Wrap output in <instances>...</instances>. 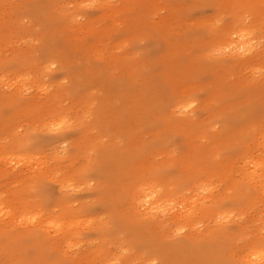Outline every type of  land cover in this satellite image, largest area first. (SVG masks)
<instances>
[{
    "label": "bare ground",
    "instance_id": "1",
    "mask_svg": "<svg viewBox=\"0 0 264 264\" xmlns=\"http://www.w3.org/2000/svg\"><path fill=\"white\" fill-rule=\"evenodd\" d=\"M20 1L0 14V181L20 183L7 197L22 215L0 208V264H264V0L172 5L142 27L172 3L117 20L129 0L102 2L74 26L55 0ZM242 10L250 24L223 20ZM25 35L36 42L14 45ZM111 38L141 58L109 77ZM57 166L86 193L63 177L54 189Z\"/></svg>",
    "mask_w": 264,
    "mask_h": 264
},
{
    "label": "rangeland",
    "instance_id": "2",
    "mask_svg": "<svg viewBox=\"0 0 264 264\" xmlns=\"http://www.w3.org/2000/svg\"><path fill=\"white\" fill-rule=\"evenodd\" d=\"M1 1V0H0ZM107 1H109L111 3V6L112 8H117L119 9L120 6H125L124 4V1L125 0H55V2L52 4L51 8H50V14L51 16L53 17V14H52V11H54V4H59V5H64V8L69 10V11H72L74 15H76V18H77V21H76V24L74 26H77L79 25L80 23H83L85 21V17L87 16H94L97 18L98 15L101 14L102 12V7H101V3L102 2H105L107 3ZM148 0H129V2L127 3L128 4V7L130 8L128 12H124V13H120L118 14L115 19L119 20L121 19L124 15H127V16H132L133 15V12H136L137 15L140 13V14H144L145 12L142 10V8H144V6H146L147 10L149 9V4H150V1L147 2ZM156 0H153V2H155ZM172 4L170 5V7L168 9H163L161 7H157V9H155L154 7L151 8L149 11H148V16H144L143 15V18H144V21L145 23H142L140 24V26H145L146 23H149L150 20H155L157 21L158 19H160L161 17L165 16V14L168 12V10L170 8H172L171 6H177L179 4L181 5H189L191 6L192 8L195 7V5H192L193 2H197V5L198 4H201L199 3L200 0H169ZM208 1V0H207ZM158 3H160V5L162 6V0H158ZM17 9H22V5H21V1L20 0H5V4H1L0 2V14L1 12L5 11V10H8V11H13V14L15 13V11ZM109 9V8H108ZM56 11V10H55ZM132 12V14H130ZM149 12H152L150 15H149ZM194 13V12H192ZM213 13V10L210 8V7H204L203 8V14L205 16H211ZM251 13H252V10H242L240 12L239 15L235 16L234 18H227V17H224L223 20L227 21V22H235L236 25H235V28H238L240 27L243 23H246V24H250L251 23ZM55 15H57L56 18L59 17V14L57 12H54ZM1 17V15H0ZM22 17L24 18L23 19V22L26 24L27 21L31 20V18H29L26 14H23ZM16 19H18L19 21L16 22L17 25H20L21 24V19H20V14L18 16H15ZM108 18V17H106ZM185 19V18H184ZM170 21L171 22H175L176 19L174 17H171L170 18ZM214 22H218V18L214 20ZM99 21L96 19V21L94 22V25H99L98 24ZM109 23V20H105V24H108ZM172 27L174 28V31L175 33H181L183 32L184 30H186V28L188 27V22L186 21H182L180 23H177V24H173ZM234 28V30H235ZM233 30V31H234ZM95 36V33H91L89 34L88 36H86L85 38L89 39V38H92ZM253 41L255 42V39H253ZM32 42H36V41H33L32 39L28 38L27 35H25L18 44H14V45H19L21 46L22 48L25 47V46H28V43L32 44ZM107 42H109V50H110V55L115 58V59H118V60H121V62L119 63H116L114 62V60L112 61V63H114L116 66L112 67L111 69H109V77H112V76H118V74H120L121 71H123V68L127 69L128 68V65L130 62H133L134 60L138 59V58H141V50H138V52L140 53V55H136L135 57L133 56H130V52H128L126 54V51H127V46H121L119 48H113V38L109 39ZM137 46L138 47H141V46H146L149 44V41L147 38H143L139 41H137ZM4 44L2 42H0V53L4 51ZM99 50H102L100 48H97ZM93 54L95 56H97L96 53H93L91 52L90 53V57H91V60L90 61H94V62H99L100 60L96 59ZM129 55V56H127ZM101 56V55H99ZM36 57L35 56H31V61L33 62L34 59ZM79 61V64L78 65H82L85 69H88L90 68V61L86 62L87 64L84 65V61L82 58H78L77 59ZM30 66L32 65H28L26 66L27 68H29ZM259 65L255 66L254 68L256 69ZM52 69L51 70H55L57 69L56 65L55 64H52L51 65ZM259 68V67H258ZM258 68L254 71H257ZM242 72H244V69L242 70ZM245 73V72H244ZM30 77L31 76H34L33 75V72L30 73ZM257 74V73H256ZM0 76L4 79V78H8L6 77L5 75H2V71L0 70ZM58 77H63V75L59 74ZM64 82H67L68 78H63L62 79ZM30 83V82H29ZM89 88V87H88ZM55 89V88H54ZM53 89V90H54ZM86 89V88H84ZM28 93H31L32 92V89L28 88ZM27 92V91H26ZM99 94H101V92L99 90H96L94 92V95L97 97ZM192 98L194 97L195 99H199L201 97L200 94H198L197 92H192ZM71 100H65L63 101V105H66L68 103H70ZM72 113L70 112V115ZM67 118V117H66ZM5 157H9L10 155L9 154H5L4 155ZM68 167H70L71 165H74V162L72 164L68 163L67 164ZM56 177L52 178L50 180V185L54 188V189H58L60 187V182H59V177H63L64 179L68 180V183L70 184H73L76 187V190L75 191H71V192H74V193H77L78 195H83L86 193L87 191V186L86 184H83L79 177L77 175H75V171H72V168L71 169H65L63 167H59L57 166L56 167ZM87 182V181H85ZM20 183L19 182H7L5 180H1L0 181V201H1V206L0 208L2 209V212L3 213H8V214H14L16 215V217L20 220L22 218V215L19 214V209L17 208L18 204H14V202H12L10 200L8 196V192L17 187ZM216 185V182H215V179H212V184H211V188H213V186ZM214 189V188H213ZM33 213V212H32ZM32 213H28L27 215V218H29ZM253 211H247L245 214L242 215V217L246 214L250 215L252 214ZM243 220V218L241 219ZM257 223V222H256ZM82 245H76V246H73L72 248H66L65 251L67 253H72L73 251H77L78 248H80ZM83 249V248H82Z\"/></svg>",
    "mask_w": 264,
    "mask_h": 264
}]
</instances>
